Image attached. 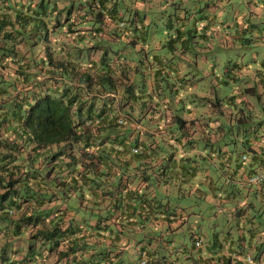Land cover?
Masks as SVG:
<instances>
[{"label":"trees","instance_id":"obj_1","mask_svg":"<svg viewBox=\"0 0 264 264\" xmlns=\"http://www.w3.org/2000/svg\"><path fill=\"white\" fill-rule=\"evenodd\" d=\"M11 1L13 6L0 9V21L3 24L11 26L12 23H37L42 25L44 32L41 31V35L34 39L40 46H28L33 51L38 50L30 54L19 38L18 29L9 27L8 31V27L4 26L0 30V252L3 253L0 264H175L177 257L183 259L186 254L166 256L176 250L172 243L158 250L140 248L137 259L130 260L128 249L124 246L131 242V236L137 235L134 224L143 213L134 195L136 190L128 184L120 186L119 180L117 183L107 182L105 178L98 177L102 172L96 166L113 161L109 158L116 146H121L124 152L137 155L141 159L149 155L146 147L151 146L153 141L140 140L138 136L129 141L125 137L124 126L128 121L133 122L128 114L134 108L140 114H147L145 123H151L150 119L154 117L164 122L163 113L171 114L173 126L168 137L170 140H164L161 145L171 149L172 153L176 149L182 150L183 146L198 147L205 150L206 154L202 152V155L209 158L213 154L222 153L221 146L227 145L219 142V145L213 146V135L210 134L220 132L221 136H225L228 133L225 129L230 128L233 131L232 116L229 115L226 118L229 120L225 123L220 119L216 129H212L209 125L211 121L208 120L206 135L202 136L205 146H202L199 143V138L202 137L194 134L195 119L187 116L196 112L194 105H179L182 101L179 86L189 83L186 75L183 76L189 69L178 74L172 72L170 75L169 72H164V68L156 67L151 73L148 70L152 65L150 57H139L135 60V74L132 77L128 72L131 65L122 61H119L118 67L121 72L113 71V59H108L106 50L100 55L99 66L89 63L91 59L88 58V53L94 43L90 44L86 39L88 32L100 34L104 27H108L116 33V29L124 28L126 22L131 29L139 30L145 39L147 18L139 16V6L136 4L132 6L110 4L111 0H82L83 4H71L67 8V4L54 0L55 10L54 14L51 13L55 18L51 21L45 20L48 13L45 4L51 0H25L17 4ZM165 1L160 0V3ZM181 2L182 0L170 1L172 10L170 9L163 20L165 31L162 29L163 34L158 37H167L166 44L171 47L180 44V53L185 54L192 48L188 43L190 39H205V29L208 27L205 18L208 13L204 16L202 11H197L198 15L194 19L189 18L190 23L185 27V19L192 14L189 6L185 9L189 10V15L187 11L182 13ZM0 4L9 3L0 0ZM145 5L146 9L152 6ZM124 11L129 12V18L124 17ZM198 18L202 19L200 25ZM105 19L113 24L110 26ZM119 20L123 22V26L119 25ZM242 25L235 30L241 42L245 38L244 34L248 32L249 24ZM172 27L175 30H169ZM89 29L92 30L88 31ZM252 32V29L249 30V35ZM73 33L76 34L73 40L66 39L60 43L59 34L68 36ZM77 38L83 40L77 41ZM100 42L95 41L97 44ZM129 42L135 43L134 38ZM57 44L61 46L57 47ZM191 50L194 53L198 51L196 48ZM252 59L253 65L233 61L224 67L220 75L213 66L208 72L202 71L198 66L197 56L194 60H185L186 68L193 64L203 75H212L211 85L216 90L219 85L232 84L231 88L238 85L236 92L226 93L223 97L216 93V100L211 101L214 111H222L227 103H245L250 107L254 103L248 97L262 98L264 57L258 59L253 56ZM140 65L148 70L143 72L147 84L137 92L135 82L143 71ZM244 65L253 69V72L242 74L246 79L241 76ZM150 76L151 84L147 82ZM164 80L168 88L173 93L176 92L174 98L165 97L169 95L164 91ZM98 100L99 104L96 103ZM237 114L234 119L238 122L246 119L243 108ZM205 116L209 118L210 114L206 113ZM254 131L253 127L249 129L242 125V130L236 131L237 137H241L239 143L242 149L237 146L230 147L235 155L234 163L230 167L227 162L222 164L223 174L219 170L209 174L210 188L207 190H211L213 195L223 196V203H233L235 208L232 219H226V223L231 222L226 231H222V227L207 229L209 246L206 249L210 255L200 254V236L203 234L191 233V246H198L200 250V256L195 257V264H251L250 261L252 264H264V222L261 221L264 220V213H261L258 220L255 217L260 214L258 209H264V174L257 181L250 180L251 176L264 173V143L260 140L261 133H257L256 129ZM78 165L81 168L74 176L72 173ZM88 167L94 168H91L94 177L88 176L87 173L91 172ZM221 175L225 183L218 185L217 177L221 179ZM57 179L60 182H56ZM235 180H242L244 184L239 182L235 186L233 183L236 187L234 188L230 182ZM92 187L95 200L87 206L86 194L88 191L93 192ZM248 187H253L249 195L250 201L237 204L245 194L244 189ZM72 193L79 195L83 207L79 200H70ZM200 194L192 202L188 201L187 207L176 201L180 206L169 209L166 202H159V212L163 214L160 216L161 221L170 223L178 219L179 224H182L191 220V215L198 214L192 208L198 204L200 213L201 204L207 201ZM15 211L19 212L16 218ZM198 217L204 221L203 217ZM204 223L206 224L205 221ZM232 229L238 231L236 238ZM11 230L12 236L8 237ZM24 232L29 233L28 238L23 236ZM172 233L168 235L170 238ZM31 237L35 238V241L29 243V248L34 243L33 255L26 257L23 246L28 241L25 238L29 240ZM16 238L25 240L23 245L22 242L19 244L23 253L18 258L12 257L10 261H6L9 256L6 255L4 246L9 239L14 242ZM197 240L200 245H196ZM42 244H45L44 250L48 255L42 258L41 253L37 260L36 247ZM246 248L251 249L252 254L246 255ZM231 252H237L244 258L234 256ZM52 254L56 256L54 260H50Z\"/></svg>","mask_w":264,"mask_h":264},{"label":"crops","instance_id":"obj_2","mask_svg":"<svg viewBox=\"0 0 264 264\" xmlns=\"http://www.w3.org/2000/svg\"><path fill=\"white\" fill-rule=\"evenodd\" d=\"M14 2H20L25 0H13ZM66 0H59L60 4H65ZM113 4H123L122 0H111ZM138 6L139 4H167V3H160V0H132V3H134ZM175 1V0H174ZM173 0L171 2H174ZM187 1V0H182ZM195 1V0H194ZM36 2V0H34ZM205 4V1L203 2ZM200 6L191 4L190 5V12L191 16L185 19L184 24L185 27H188V24L190 23L189 18H193L194 16H197V10ZM207 9H210L212 14H207ZM216 7L213 10L212 6H207L202 9V14L206 16L205 20L207 22V28L205 30L210 31V22H214L216 16L218 13H216ZM189 15V12H188ZM201 15V14H200ZM195 18V17H194ZM193 18V19H194ZM199 20H202L198 18ZM105 22H109L110 26L113 24L110 20L105 19ZM119 20V25L123 26V22ZM146 25L150 24V19H145ZM124 28H129L128 30H125L124 28H117L116 33L112 31V29L108 27H104L102 33L100 34H93L92 32H88L86 34V39H88L89 43H94V47L92 50L88 53V58L91 59L89 62L90 64L95 63V65L92 66H99L101 53L106 50V56L108 59L112 60V64L114 65L113 71L121 72L119 70V61H122L126 65H131L129 69V74L133 75L134 73V63L135 60L139 57L146 58L147 56L150 57V61L152 65L148 70L152 73L153 70L157 68H164V72H169L170 75H172V72L175 74L182 73L186 69V60L189 59L185 54L180 53V48L178 46H170L166 44V41H163V38H159L156 34L152 33L149 34V30H146L145 39H143V35L139 30H133L131 29L126 22H124ZM145 27L142 28L144 30ZM92 29H89L90 31ZM169 30H175L174 27L170 28ZM124 31V32H122ZM236 32V31H235ZM75 33L63 36L62 34H59L58 37H60V43L63 40L70 39L73 40V36L75 37ZM51 36V35H50ZM52 37V36H51ZM231 37H239L236 33H234ZM55 38V36H54ZM131 38H134L135 43H130L129 41ZM79 38L76 40L78 41ZM82 41L83 39H79V41ZM97 40H108L110 42H113L114 44H117V47H108L104 46L101 43H95ZM144 40V41H143ZM165 43V45H164ZM81 44V43H80ZM60 44H57V47H60ZM151 47V50H148V48ZM102 48L101 50H99ZM163 48V49H162ZM140 51V56L136 53V51ZM63 53H61L62 55ZM152 55V56H151ZM97 65V66H96ZM117 68V69H116ZM241 76L243 73H250L253 72V69L249 66L244 65L241 69ZM152 76V74H151ZM151 76L148 77L147 82L151 84ZM243 77V76H242ZM245 78V77H243ZM246 79V78H245ZM107 93V92H106ZM96 103H100V100L96 101ZM127 106V105H126ZM164 112V111H162ZM129 118L133 122H127L124 126V133L125 137L130 141L133 137L138 136L140 140H150L153 141L151 146L146 147L147 151L149 152V155L145 156L143 159H141L137 155H130L129 152H124V149L121 146L114 147V151L111 152L110 160L107 164H99L97 165V170H101L102 173H100V176L106 179L107 182L113 181L117 183L119 180V184L121 186L128 184V186L134 187L136 192H134L135 198L138 200V207L143 212L142 215L138 216L136 219V223L134 224V229L137 232L136 236H131V242H128L127 245L124 246V248H127V254L130 258V260H133V256L130 254L131 251V245L138 242L139 249H162L168 247L170 244L174 243V239L170 238L168 235L175 230L179 229V227L182 225L179 224L178 219L173 220L170 223L161 221V217L163 214L159 212L160 207L158 206L159 202H166L168 204L169 209L173 208L174 206H180V204L175 203L176 201H179L181 199L186 198V195H193L195 193H201L205 200L208 198V201H216L219 205V209L223 210V212H226L227 214V221H230L232 219V212L235 208V204L229 203L225 204L223 203L225 198L223 196H220L219 194L213 195L211 193V190L208 191L207 188H210V177L209 174L211 172H214L216 170L220 171V174L224 171L222 164L226 163L229 165L234 163L235 155L232 151H230V148L227 147L228 145H222V153L219 155L213 154V157H205L203 154H206L205 150H201L200 148H191L190 146H183V148L174 150L175 152L172 153L170 149L166 148L165 146H162L164 140H170L168 139L169 134L172 132V126H173V120L168 113H163L165 115L164 122L157 120L155 117L150 119L151 123H145V120L147 118V114H140L138 113L137 109L134 108L130 110ZM187 116L194 117V134H198L200 136L206 135V128L208 126V120L212 126V129H216L219 126L220 119L219 117H216L212 114H210L209 118H207L205 115L200 114L199 112H191ZM233 119V118H231ZM229 120V119H228ZM9 133V131H8ZM210 135H213L212 133ZM19 139V138H17ZM205 152V153H204ZM215 153V152H214ZM203 156V157H202ZM227 166V165H226ZM81 168L80 165L77 166V169L72 173V175L75 176L77 174V170ZM93 167H88V176L94 177V171ZM107 169L109 171H107ZM70 174V173H68ZM238 174L240 175V170L238 171ZM53 176V175H51ZM71 176V174H70ZM31 180V179H29ZM56 182H60L58 179ZM230 182V181H229ZM239 182L242 184V180H235L231 181L230 184L236 186ZM41 184V182H40ZM229 184V186H230ZM233 185L234 188H236ZM41 186V185H40ZM65 187V185H62ZM246 186V185H244ZM202 189H201V188ZM253 187H248L246 190L244 189V195L241 198V200L237 204H243L247 201H250L249 195L252 193ZM90 190V189H89ZM94 190V187H92V191ZM200 194V195H201ZM59 195H56V197ZM94 191H88L86 194L87 199V206H89L90 202L94 203ZM77 199L80 202V205L83 207V204L81 202V198L78 194L72 193L70 196V200ZM40 200V198H39ZM227 200V199H226ZM141 201V202H140ZM149 201V202H148ZM140 202V203H139ZM34 206V203H32ZM177 204V205H176ZM46 204H44L45 206ZM164 207V206H162ZM164 207V208H166ZM88 211V210H87ZM179 213V212H178ZM197 216L205 217V215L202 213H198ZM173 217V215H172ZM176 217V216H175ZM144 220H143V219ZM226 223L225 226H222V231L227 230V226L230 224ZM232 232L234 237L238 235L237 230H233ZM263 232V231H261ZM195 233V232H194ZM197 233V232H196ZM141 235L138 237V235ZM200 236L202 240V253L201 255H210L211 253L207 251L206 248H208V240H209V234L207 229H203L201 231ZM164 244V245H163ZM235 244L237 245V241H235ZM246 244V242L244 243ZM235 245V247H236ZM198 246H193L192 250H190L186 255H184V258H176L175 264H195V259L198 258L199 249ZM136 248V247H135ZM234 251V250H233ZM138 252V251H137ZM224 252V251H222ZM226 252V251H225ZM207 253V254H206ZM252 254V250L249 248H246V255ZM217 253H214V255ZM232 255L238 256L240 258H244L243 255L237 254V252H231ZM196 257V258H195ZM56 258L55 255L52 254L50 260H54ZM263 259V256L262 258ZM252 264V261H250ZM59 264V263H58ZM173 264V263H172Z\"/></svg>","mask_w":264,"mask_h":264},{"label":"rangeland","instance_id":"obj_3","mask_svg":"<svg viewBox=\"0 0 264 264\" xmlns=\"http://www.w3.org/2000/svg\"><path fill=\"white\" fill-rule=\"evenodd\" d=\"M6 1L9 4H0V9H4L7 6L14 5L11 0ZM53 1L54 0H51L50 2L45 4L46 9L48 11L47 15L45 16V20L48 19L52 21L55 18V16H53L55 10L53 8L55 6V4H53ZM122 1L123 4H131L132 6L133 4H135V1L134 3H132V0ZM170 1L172 0L165 1L167 5L154 4L151 7H148L147 9L145 4L138 5L139 16L142 18L146 17L147 19H150V24L146 26L149 30V34L154 33L159 36L163 34L162 29H164L165 31V25L163 26V20L166 18L167 13H169L171 9ZM204 1L205 4H203ZM65 4H67V8H70L71 4L79 5L83 4V1L66 0ZM191 4H196L200 6L197 10L198 12L202 11V8H205L207 5L212 6L213 10L216 7L215 11L216 13H218L214 22H210V31L206 30L205 39L196 38L198 39L197 41L196 39L192 38L188 42L190 44V47L196 48L198 49V51L194 53V51L191 50L192 48H190L187 50L188 53H186V55L191 60H194L195 56H197L198 66L202 68V71L208 72L212 70L213 66L214 70L220 75L222 70H224V67H226L227 64L233 61L253 65V56L258 57V59L264 57V0H187L180 3V5L183 6L182 13H184V11L188 12L189 10L185 9L186 7L188 8V6L190 7ZM39 6L41 7V4H39ZM67 8L64 10L65 13ZM213 12H211L210 9H207L208 14H212ZM124 17H130L128 11H124ZM237 20H239V22H237ZM201 21L202 20H198L199 25ZM203 21L205 22V20ZM242 23L249 24L247 30L248 32L251 29L253 31L251 35H249L248 32L244 34L245 38H243V42H241L238 37H231L235 33L236 28H241L243 26ZM4 26L8 27V31L9 27H12V29L16 28L19 30V38L22 39V44L25 45L24 48L28 49V53L31 54V52L33 51L28 46L32 45V48H36L37 45L40 46L39 43H36L34 41V39H37V35H41V31L44 32L42 25L39 26L37 23L35 25L34 23H21V25L20 23H12V25L9 26L3 24V22L0 21V30H2ZM162 37L163 41H166L167 37ZM194 40L196 41L194 42ZM100 43L108 47H117V44H114L113 42H110L108 40H102ZM177 45L180 47V44ZM101 49L102 48H100L99 50ZM151 49V47L148 48V50ZM37 51L38 50L33 52ZM136 53L140 56L139 50L136 51ZM140 69L143 70L141 71L142 74H140L141 72L139 73L138 80H136L135 82V86L138 89L137 92H140V89L146 86L147 84L143 73L146 69L143 68L142 65H140ZM186 71L187 72L183 73V76L186 75V77L188 78L187 81L189 83L179 86V91L182 95V101L179 105L181 106L182 103H184L185 105L187 104L188 107L190 105H194L193 109L199 112L200 114L205 115L206 113H208L214 116L218 115L219 119H221L223 123H225L226 121L228 122V119L226 118H228L229 115L233 118L231 119V121L233 120L232 122L234 123L233 131L230 128L225 129L228 132L225 136H221L219 134L220 132L213 134V139L211 142L212 144H214L213 146L219 145L220 142L221 144L227 143V147L229 148L237 146L238 149H242V146L240 145L241 143H239L241 137H237L238 132H236L238 130H242V125L246 126V128L249 129L250 127H253V131L256 129L258 131L257 133H261L262 136L260 137V140L264 143V91L261 92L262 98L260 99H258L256 96H252V99L251 97H248L254 103L250 107H247L245 103H239L237 105H230V103H227L224 104L222 111H214L211 106V101L216 100V93L222 96L226 93H231L233 91L236 92V88L238 87V85H235L234 88H231L232 84H228V86L219 85L216 90L215 87L211 85L212 82L210 81V79L213 77L212 75H203L201 70L197 71V66L193 64L187 66ZM163 82L165 84L164 91L166 94L169 95H166L165 97H168V99L170 96L174 98L176 92L173 93L172 90L168 88V85H166L165 80ZM222 100L224 101L223 98ZM179 105L178 108L180 110L182 106L179 107ZM240 108H243V112L246 116V119L238 122L236 119H234V115H236L237 113L239 114ZM199 143L202 144V146H205V140L203 137L201 139L199 138ZM221 177V179L217 177V179H219L218 185H223L225 183L224 177L222 175ZM197 195L198 194L186 195V198L179 200V202L184 204L182 206L187 207L188 201L192 202V200L196 198ZM206 200L208 201V198H206ZM207 201L201 204L202 211L200 212V214L203 213L205 215L203 220L206 222L207 225L204 223V221H202V219L199 220V217L197 215H191V220L189 219L188 221L183 222L179 229L175 230L172 233L171 237L174 239V248H176V250H173L172 253L167 254L166 256L174 255L176 253H180L183 255L187 254L190 250H192V232L201 233L203 229H211L212 227L221 228L222 226L226 225L227 213H224L223 210L219 209L220 207L216 201H211L209 203ZM192 209L193 211H196V213H199L198 204H196ZM258 212H260V214L255 215L257 220L261 218V213H264V209H258ZM18 214L19 212L15 211V218ZM261 221L264 222V220ZM28 234V232H24L23 236H26L28 238ZM11 236L12 230L9 232L8 237ZM140 236L141 235L139 234L138 237ZM25 240L28 242L25 246H23L25 248L24 254L26 255V257H29L33 255L32 249L34 248V243L32 248H29V243L35 241V238L31 237L29 240L25 238ZM25 240L23 238H16L14 242H11V239H9V241L4 246V251H6V255L9 256L6 261H10L12 257L18 258L19 254L23 253L22 249L20 251L19 244L22 242L21 244L23 245ZM45 244L47 245V243ZM45 244H42L41 246L38 245L36 247L37 249L35 254L37 256V260L39 259L38 256L41 253L42 258L45 257V255H48V252L44 250L43 245ZM139 244L140 243L136 242L130 247L132 251L130 252V254L133 256L134 260H136L138 257ZM2 255L3 253L0 252V256ZM38 264H41V262H38Z\"/></svg>","mask_w":264,"mask_h":264},{"label":"built area","instance_id":"obj_4","mask_svg":"<svg viewBox=\"0 0 264 264\" xmlns=\"http://www.w3.org/2000/svg\"><path fill=\"white\" fill-rule=\"evenodd\" d=\"M121 24H122V22H121ZM134 149H136V148H134ZM243 157H245V155H243ZM263 174H264L263 172L258 173V174H255L254 176H251L250 177V180L257 181V180L261 179V177L263 176ZM196 245H200V241L199 240L196 241Z\"/></svg>","mask_w":264,"mask_h":264}]
</instances>
